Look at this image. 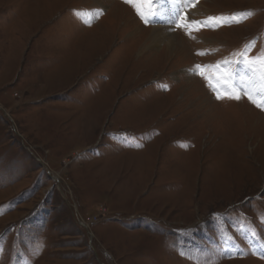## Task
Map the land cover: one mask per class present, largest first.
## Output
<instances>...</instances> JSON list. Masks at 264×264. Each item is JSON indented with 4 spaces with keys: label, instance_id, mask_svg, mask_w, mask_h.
Instances as JSON below:
<instances>
[{
    "label": "rangeland",
    "instance_id": "obj_1",
    "mask_svg": "<svg viewBox=\"0 0 264 264\" xmlns=\"http://www.w3.org/2000/svg\"><path fill=\"white\" fill-rule=\"evenodd\" d=\"M249 95L264 0H0V264H264Z\"/></svg>",
    "mask_w": 264,
    "mask_h": 264
},
{
    "label": "bare ground",
    "instance_id": "obj_2",
    "mask_svg": "<svg viewBox=\"0 0 264 264\" xmlns=\"http://www.w3.org/2000/svg\"><path fill=\"white\" fill-rule=\"evenodd\" d=\"M116 5H122V4H120L119 2H117L116 1ZM122 10V9H121ZM124 10V9H123ZM126 10H128V8L126 9ZM110 12V11H109ZM127 12V11H126ZM158 13H157V20L160 22L161 20H165V21H167V19L169 18L170 19V17H168L167 16V14L165 13V12H163L162 10H160V9H158V11H157ZM119 13H121L122 14V11H120V9H115V11L113 10V14L114 15H116L117 14V17H118V14ZM131 14H132V12H130ZM121 14H119V15H121ZM121 17V16H120ZM132 18L133 19H135V22L137 23V25L139 24V27H143V25H142V23L141 22H139L137 19H136V17L132 14ZM169 22V21H168ZM172 26H170V25H158V26H155V27H153V29L154 30H156V32L157 33H155L154 32V35H153V38H156V36H158V38H162V37H164V34H165V32H167V33H169V35H166V38L168 39V47H169V50H171V51H178V49L180 48V46H182V44H181V41H180V39H179V35L177 34V33H175V32H173V28H171ZM224 28V27H223ZM172 30V31H171ZM236 30H238V27H233V28H231V29H225V31H224V33L226 34V33H233L234 31H236ZM218 31V30H217ZM222 31H223V29H222ZM211 32V31H210ZM214 32V31H213ZM216 32V31H215ZM220 33H221V31H220ZM184 48V47H183ZM183 48H182V50H183ZM186 51V50H185ZM190 56V55H189ZM197 80H199L198 78H196ZM200 83V82H199ZM190 84V83H189ZM191 88V87H190ZM199 88L200 89H204L203 87H202V84H197V86L195 85L194 86V89L198 92L199 91ZM195 91V92H196ZM198 94V93H197ZM197 98V97H196ZM208 101V100H207ZM240 101H237V102H234V103H232V104H235V103H239ZM208 104H210V101H208L207 102ZM217 104V103H216ZM211 105V104H210ZM219 106V105H218ZM236 107V106H235ZM238 108V107H237ZM236 108V109H237ZM220 110H221V108H220ZM238 110H239V108H238ZM236 111V110H235ZM238 112V111H237ZM244 112V111H243ZM243 112L241 113V114H243ZM251 112H253V111H249V112H244V115H247V116H249V115H251L250 113ZM223 113H225V114H228V112H223ZM229 113H231V112H229ZM260 116L262 117V115L260 114ZM264 117V116H263ZM262 117V118H263ZM264 119V118H263Z\"/></svg>",
    "mask_w": 264,
    "mask_h": 264
},
{
    "label": "snow or ice",
    "instance_id": "obj_3",
    "mask_svg": "<svg viewBox=\"0 0 264 264\" xmlns=\"http://www.w3.org/2000/svg\"><path fill=\"white\" fill-rule=\"evenodd\" d=\"M127 2V0H126ZM142 18H144L142 16ZM221 98L219 95L217 96V99ZM230 98H234V99H239L240 96L238 93H234L230 96ZM249 100L252 101L253 103H255L257 105V107H264V103H261V102H257V100H255L251 95L248 96Z\"/></svg>",
    "mask_w": 264,
    "mask_h": 264
},
{
    "label": "trees",
    "instance_id": "obj_4",
    "mask_svg": "<svg viewBox=\"0 0 264 264\" xmlns=\"http://www.w3.org/2000/svg\"><path fill=\"white\" fill-rule=\"evenodd\" d=\"M244 56V55H243Z\"/></svg>",
    "mask_w": 264,
    "mask_h": 264
}]
</instances>
